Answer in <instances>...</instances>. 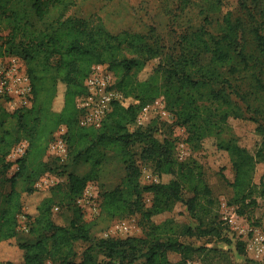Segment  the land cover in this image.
Wrapping results in <instances>:
<instances>
[{"label": "rangeland", "instance_id": "1", "mask_svg": "<svg viewBox=\"0 0 264 264\" xmlns=\"http://www.w3.org/2000/svg\"><path fill=\"white\" fill-rule=\"evenodd\" d=\"M64 12L86 18L90 23L99 21L113 34L126 30L144 36L156 49L154 56L148 57L145 53L137 57L125 48L118 51L117 62L104 63L111 65V71L124 89L125 98L117 103V108L141 101L143 106L155 107L156 101L160 100L157 105H164L165 114L159 112L160 108H154L153 113L142 115L139 123L137 118L142 106L134 121L122 127L123 119L116 110L100 129L79 135L76 128H72L64 161L47 155L46 150L40 157L29 156L23 175L16 179L22 203L15 215L16 232L0 241V264L22 263L24 250L20 244L33 241L39 233V227L33 221L38 206L46 198L50 199V218L54 223L68 226L71 219L77 220L75 206L82 212L78 219L91 224L88 241L78 240L74 244L76 261L81 259L85 247L94 245L99 238L142 236L136 241L141 251H146L153 242L167 239L193 249L189 254L168 251L167 258L172 263L183 259L182 264H264V252L255 255L252 248L246 247L249 241L253 242L257 232H264V157L257 155L261 148L264 152V91L256 83L258 78L264 83V50L260 49L254 32L257 27L264 37V0H69ZM54 16L55 11H52L50 18ZM226 17L237 27L232 38L231 58L223 64H214L210 52H201V42L195 34L199 33L201 39L212 45V41L223 38L227 29ZM8 32L9 28L2 24L0 41ZM197 51L194 63L187 65L186 70L193 79L203 77L209 81L203 79L205 84L190 87L181 85L176 78L166 77L167 69H179L176 60L192 57ZM8 56L21 59L12 54L2 57ZM126 57H134L139 62L126 68L119 62ZM148 82L149 86H144ZM66 94L64 85L59 83L51 103V111L56 115L44 114L40 128L43 125L49 131L61 121L57 114L63 110ZM33 102V95L26 106H18L14 100L0 96V117L15 123L16 119L8 118V115L31 107ZM60 125L65 123H59L53 132ZM28 129L29 126L22 130L23 133H28ZM136 130L148 133V136H127ZM53 132L47 133L49 140ZM101 133L105 134L102 140L98 139ZM122 134L125 136L118 138ZM150 136L160 141L167 137L171 141L169 151L180 162L176 163L182 182L179 199L157 197L146 191L142 192L137 207L131 205L136 208L133 211L126 208L114 215L104 211L102 195L105 190L121 184L129 171L126 163L138 167L140 185L156 181L154 163L142 160L140 156L143 147L150 143ZM229 141L254 157L253 167L244 176V192H249V197L254 199L250 204H241L230 184L235 175L232 156L219 146ZM180 148L184 150L183 158L177 155ZM8 153L4 158L9 163L7 169L0 164V204L2 193L9 191L11 177L21 165L20 158L11 161ZM73 156L77 158L73 160ZM42 165L45 169L38 176L26 177L30 168L39 171ZM69 171L79 175L90 173L84 190L73 201L68 195ZM46 174L53 182L38 185ZM27 185L34 190L26 192ZM85 193L91 195L98 213H92L78 203ZM195 193V198L190 201ZM117 221L129 225L128 234L104 236L105 230ZM88 253L95 261L107 259L96 246ZM127 259H124L126 264L143 263V258L134 262H127ZM47 264L51 263L47 261Z\"/></svg>", "mask_w": 264, "mask_h": 264}, {"label": "trees", "instance_id": "2", "mask_svg": "<svg viewBox=\"0 0 264 264\" xmlns=\"http://www.w3.org/2000/svg\"><path fill=\"white\" fill-rule=\"evenodd\" d=\"M68 3L69 0H0V26L3 24L9 28L6 37L0 41V57L7 54L21 57L26 65L34 97L31 107L18 109L8 115V118L16 119L15 123L7 122V119L4 120L3 117H0V164L2 163L3 169H7L9 166V163L4 161L9 147L22 138L29 141L25 155L19 159V163L21 162L19 170L11 177L9 191L1 195L0 241L13 236L16 232L15 215L22 206L21 191L16 189V179L23 175L29 156L40 157L41 154H44L49 141L47 133L51 134L59 123H65L69 148L72 128H76L79 135L86 134L90 130L100 129L105 125L107 117L116 110H119L120 118L123 119L122 127H125V124L134 121L137 112L143 106L142 101L128 105L126 108H117L118 106L115 104L112 112L107 115L100 127L78 125L77 109L73 100L84 91L83 81L93 63L109 61L114 64L118 61V51L125 48L137 57L145 53L151 57L157 51L147 43L142 34L126 30L113 34L106 30L99 21L90 23L86 18L65 15L64 9ZM52 11H55V16L50 18ZM225 19L227 29L224 36L222 39L212 41V45L205 39H201L199 33L195 34L196 39L198 38L201 42L199 45L202 49L201 52H210L211 62L214 64L228 62L231 58L230 50L234 46L232 38L237 27L228 17ZM254 32L260 49L264 50V37L258 33L257 27L254 28ZM197 53L198 51L194 55L192 54V57L176 60L175 65L179 66V69L176 67H172L171 70L167 69L166 77L176 78L181 85L186 84L190 87H199L205 84L206 81L203 79L206 78L193 79L186 70L187 65L194 63L193 57ZM119 62L124 67L130 68L131 64L134 65L139 61L134 57H126ZM109 67L111 68L110 64ZM206 80L209 81V79ZM59 83L64 85L65 93L67 92L63 110L57 114L60 115L59 120L61 121H58L52 130L46 131V128L44 129L43 125L40 128L39 124H42L44 114L56 115L51 111V103ZM256 83L264 91V83L259 78ZM117 86L124 92L119 80ZM144 86H149V82ZM67 112H69L68 115H65ZM29 121L31 124H28ZM27 126H29L28 133H23L22 130ZM131 135L135 138H146L148 133L136 130L134 133L127 134V136ZM124 136L122 134L118 138ZM150 137V143L143 147L140 156L142 160L154 163V171L158 175V180L140 185L138 167L132 163H126L129 171L125 174L121 184L111 190H105L102 195L101 208L104 211L112 215L126 208L133 211L136 208L131 205L137 207L142 192L146 191L155 193L157 197L179 199L182 182L180 175L178 177L180 169L176 167V163L180 162H177L169 151L171 141L167 137L161 141ZM195 137L197 136L195 135ZM103 138H105V134L101 133L98 139L102 140ZM262 144L264 145V141ZM219 146L232 156L235 175L230 184L239 197L240 203L244 205L254 202V199L249 197V192H244L246 187L244 176L254 165L253 155L232 141L225 145L219 144ZM257 155L264 157L262 148L257 151ZM77 157L73 156V160ZM42 162L47 165L46 161ZM43 165L39 171L30 168L26 177L35 178L38 176L39 172L45 169ZM89 179V172L81 175L70 171L67 173L70 201L82 193ZM24 190L30 193L34 187L27 185ZM205 190L209 191L207 187ZM195 196L196 193L189 200L193 201ZM247 198L249 201L246 202ZM49 200L44 199L37 208L38 212L33 221L39 227L36 238L31 242L20 244L24 250L21 264H47V261L51 264H126L124 260L126 258H128L127 262L143 258L142 264H165L167 262L170 264L172 262L167 258L168 251L189 254L190 250H193L189 246H182L177 241L167 239L168 241L153 242L146 251H141L137 248L136 241H140L142 236L109 237L99 238L94 245L86 246L81 259L76 261L74 260L76 256L74 244L78 240L88 241L91 224L88 225L79 220L82 217V212L79 207L75 206L74 211L77 212L79 219L78 217L77 220L71 219L68 226L54 223L50 218ZM94 246L103 252L106 260L95 261L92 258L88 252ZM181 260L172 264H180Z\"/></svg>", "mask_w": 264, "mask_h": 264}, {"label": "built area", "instance_id": "3", "mask_svg": "<svg viewBox=\"0 0 264 264\" xmlns=\"http://www.w3.org/2000/svg\"><path fill=\"white\" fill-rule=\"evenodd\" d=\"M24 61L16 56L0 57V96L7 97L9 101L14 100L18 106H26L32 99V85L24 66ZM117 80L108 64L104 62L93 63L88 74L84 78V91L77 95L75 107L77 109V123L81 127H100L107 115L112 112L115 104L124 100L122 90L117 87ZM155 107L145 105L141 108L138 122L141 123L142 115L153 113L154 108H160L159 112L165 114L164 105L158 104ZM156 112V111H155ZM29 142L22 138L12 146L8 153V159L16 161L27 151ZM47 155H53L60 161H64L68 155L67 128L60 125L52 134L46 147ZM179 158L184 157L183 148L178 149ZM158 176V175H157ZM158 180V177L156 181ZM53 182L52 177L46 174L38 185ZM90 194L85 193L78 199V203L92 213H98V206L93 204ZM57 209V207H55ZM129 225L125 222H114L104 232V236H117L128 234ZM248 242L247 248H252L255 255L264 252V232H257L253 240Z\"/></svg>", "mask_w": 264, "mask_h": 264}]
</instances>
